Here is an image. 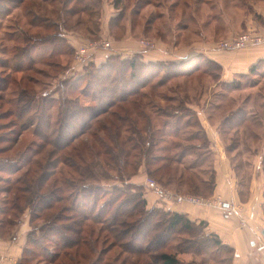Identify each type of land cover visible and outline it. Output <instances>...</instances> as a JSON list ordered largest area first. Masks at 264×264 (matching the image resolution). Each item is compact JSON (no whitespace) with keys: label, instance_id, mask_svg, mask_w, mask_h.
Returning <instances> with one entry per match:
<instances>
[{"label":"trees","instance_id":"obj_1","mask_svg":"<svg viewBox=\"0 0 264 264\" xmlns=\"http://www.w3.org/2000/svg\"><path fill=\"white\" fill-rule=\"evenodd\" d=\"M73 1L63 0L66 16L86 13L102 2L76 0L81 9L67 8ZM24 2L7 1L6 14ZM182 3L175 0L173 8ZM184 6L190 8L189 3ZM120 15L111 21L113 32L119 28ZM36 17L29 29L40 27ZM23 34L25 44L11 40L15 43L12 58L0 60V67L10 71L0 77V111L6 104L12 106L0 112V121H7L0 124V229L10 235L28 212L30 231L19 264L35 262L36 255L39 264H232V248L207 232L204 222L196 224L184 214L149 208L145 187L132 183L144 168L148 177L163 186L174 184L178 192L184 186L191 195L212 196L215 171L212 168L208 178L199 172L204 161L212 158L210 142L197 114L188 107L189 95L180 99L174 91L172 96L158 91L170 80L199 74L220 83L221 66L203 56L145 63L136 54L131 58L112 55L103 64L90 62L75 69L49 61L56 54L74 55L75 49L69 46L65 51L61 46L67 41L65 36L57 38V30L53 35L26 30ZM35 43L53 46L47 66L63 67L66 74L74 70L72 78L60 82L58 91L39 94L40 81L13 77L32 71V66L23 67V61L33 64L29 51ZM200 62L215 65L218 71H202ZM123 67L129 71V81L121 84L125 90H118ZM223 84L240 89L235 81ZM8 91L12 98H7ZM156 99L168 106H160ZM244 118V112L236 110L223 123L238 125ZM190 128L197 132H187ZM27 134L32 139L25 144ZM234 147L229 146V151ZM189 157L192 161L187 164ZM91 226L97 228L87 233ZM116 249L119 252L111 256ZM187 255L189 260L184 258Z\"/></svg>","mask_w":264,"mask_h":264},{"label":"rangeland","instance_id":"obj_2","mask_svg":"<svg viewBox=\"0 0 264 264\" xmlns=\"http://www.w3.org/2000/svg\"><path fill=\"white\" fill-rule=\"evenodd\" d=\"M7 1L9 0H0V60L3 62H7V60L13 56L12 52L15 43L11 40L16 39L17 44H25L23 39V30L29 32L31 31L32 33H41L42 36L53 35L54 31L57 30V33L60 36L57 38L59 39H65L63 36L67 37L70 33H72L73 36L79 34L82 35V42L108 40L112 43H115L116 41L123 39V31L126 27H128L132 28L134 31V37L138 42L140 40H152L157 43L158 49V45L160 44L159 41L165 40L166 42L169 41L167 43L173 42V40L170 41L167 39V35L172 33L173 29H178L177 31L180 32L181 27L185 25H187V27L189 25L193 26L194 23L197 22L196 19L190 18L191 15H197L198 13L199 18L203 16V12H201L202 10L197 12L198 7L196 6V0H182L183 3L178 8H173L175 0H121L118 4V7H115L116 0H101L102 2L100 4H98L99 2H96L97 4L91 6L90 11L69 16H66L62 11L63 0H48V2L44 0H26V2H24L19 9H14L13 12L7 16L6 12L9 10ZM91 1L94 3L96 0ZM256 1L259 0H240L239 5H237V1L234 0H206V4L208 5L206 7L204 6V9L214 6V12H216L215 9H219V3L226 4L227 2V12L231 14V20H229V22L227 21L228 24L225 28L230 29V27H232L231 29L236 31L229 32L226 36L223 35L222 37L217 38V40L213 42L214 46L217 42L230 36L251 31L239 29L238 25L241 18L237 19V15L235 16L234 7H242L244 5L247 6L246 9L248 11V6H250L252 3L255 4ZM185 2L190 4L189 9H186L184 6ZM216 5H218V7ZM66 6L69 9L75 7L81 9V4L77 3L76 0H74L71 4H67ZM110 6H114V11H118V13L115 12V14H121L120 18L118 19L119 28H117L112 33V35H108L103 38L101 30V25L103 22L102 17L105 15L104 13L107 12V9L111 8ZM239 11L244 12L243 10ZM34 14L37 15V24L40 27L32 30L29 29V24L32 22ZM183 16L187 18L183 20ZM43 18H50L51 21L46 23L44 22ZM218 21H221L220 18H214L215 24H219ZM46 26L49 27L48 30H44ZM150 26H152V28L147 30ZM216 27L221 29L220 25ZM110 28L112 30L111 23ZM186 37H190V35H187ZM60 45L61 44L58 46ZM61 46H63L64 50L66 51L69 47V44L66 42V44L63 43ZM30 47H28L30 48L29 55L31 54V57L34 60V62L32 61L34 65L28 60H24L23 67L30 68V66H32V71H25L18 75L13 74L14 78L26 76L28 78H35L36 80L40 81L41 86L36 88L40 94L43 91H58L61 87L60 82H62L64 79L66 80L73 77L74 70L71 68L68 72L69 74H66L65 70L62 69L63 67L56 69V67H49L46 65L53 46L48 45L47 47H44L43 44L35 43ZM53 57L54 58L49 61H52L54 64H60V66L73 65L72 62H74V55L71 57L65 54H62V56L56 54ZM200 63L203 64L200 68L202 71H204L206 68H211L213 71L217 70L215 65L210 67L204 62ZM254 66V72L248 70V72L243 77L240 75H235V83L240 84V89L238 90H233L231 87L228 88V86L223 84L224 81H222V83L221 81L220 83H216V81H212V79L206 75L199 74L192 78L170 80L167 87L159 89L158 92H163L166 96H172L174 95L172 91H174L178 94L180 99H182L185 95H189L190 103L188 104V107L197 114L200 123L203 117L204 119L207 118L217 124L219 123V131L223 136V139L226 141V143H228V146H235L232 152H239L242 155L253 153L255 150L258 152L263 148L264 145V140L261 142L262 144L260 143L261 145L258 143L259 139L264 137V63H257ZM7 69L0 67V77L3 78L8 75V72L10 71ZM126 70V67L119 69L120 72H124V76L121 78V82L118 81L116 83L118 90H125V87H123L121 84H123V82L129 81L128 75H126ZM37 72H42L47 74V76H42L41 74H37ZM76 72L78 73L81 71L78 70ZM127 72L129 73L128 70ZM138 72L140 73L141 69H138ZM178 84H180V88H177ZM111 88L115 89V86ZM146 92H150V89H147ZM54 94L56 97L59 96L58 92ZM6 96L8 99L13 97L9 94V91L6 93ZM155 101L160 106H168L167 102L160 101L159 99H156ZM10 108H12V106L6 104L0 112ZM236 110H241L244 112V120L238 125L237 122L236 124L234 122H230L228 124L223 123L224 119L231 112ZM5 122L7 121L2 120L0 121V124ZM232 123L235 125H232ZM187 132L195 133L197 131L195 128H190L187 129ZM31 139L32 137L27 134L23 141L25 144H27ZM197 144H200V142L197 141ZM23 146L24 145L21 147ZM201 152L202 151H198L197 153L201 154ZM237 159L239 158L237 157ZM190 161H192L190 157L185 159L187 164L190 163ZM212 163V158L209 161H204V166L199 169L201 174L203 172L202 178L209 177L213 168ZM242 166H244V162L240 160L239 168ZM142 170L145 171L144 168ZM114 184L121 186L119 183H109L110 186ZM161 186L172 191L176 195L195 196L209 199V197L191 195V193L188 192V188L184 186L182 189H180V192H178L179 190L176 191L177 189L174 187V184H170L169 186ZM92 228L97 227H87V233ZM0 235H5L3 234V229H0ZM104 246H108V244ZM118 250L119 249H116L111 256H113L116 252L118 253ZM168 251L173 252L171 247L168 248ZM184 258L185 260H189L190 256L187 255ZM35 260L36 261L31 264H39V260H41L39 255H36ZM208 264L213 263L209 262Z\"/></svg>","mask_w":264,"mask_h":264},{"label":"crops","instance_id":"obj_3","mask_svg":"<svg viewBox=\"0 0 264 264\" xmlns=\"http://www.w3.org/2000/svg\"><path fill=\"white\" fill-rule=\"evenodd\" d=\"M196 2L197 12L202 10L203 16L199 18L198 13L197 15L193 14V18L197 20L196 23L193 22V26L185 25L180 28V32L177 31L178 29H173L172 33L167 35L168 40H173L170 42L172 44L165 40L159 41L157 50H144L135 39L132 28L127 27L123 39L113 43L112 49L101 50L95 55L94 60L97 59L95 63L103 64L112 55L131 58L132 55L139 54L145 62H180L203 56L221 66V82L231 83L234 81L235 75L246 74L255 64L264 59V44L240 52L214 50L213 42L217 38L235 31L231 29L232 27L225 28L228 24L227 21L231 20V14L227 12L228 5L219 3V9H215L216 12H214V6L204 9V6L208 5L206 0H196ZM263 2L264 0H259L255 4H250L248 11L247 6L244 5L234 7L235 16L237 15V19L241 18L239 29L255 30L264 37ZM216 6L218 7V5ZM110 7L102 17L103 38L112 35L110 23L118 15L115 14L118 11H114V6ZM214 18H220L219 24H215ZM219 25L221 29L216 27ZM187 35L190 37H186ZM82 38V35L73 36L72 33L66 37L67 43L73 49L81 44ZM47 46L44 45V47ZM201 120L210 142L212 165L215 171L214 190L208 200L213 202L220 198L229 206L237 209V215L227 217L223 210L214 206L178 204L174 199L165 200L147 187L148 177L144 170L132 179V183L145 187V198L149 208H164L184 214L196 224L204 222L207 232L215 234L223 245L232 248V264H264V145L258 152L255 150L253 153L244 155L229 151L228 143L219 131V123L204 119V117ZM263 140L264 137L259 139L258 143L260 144ZM240 160L244 162V166L241 168H239ZM29 231L30 216L26 212L20 224L12 230L10 235H0V264H19L23 257Z\"/></svg>","mask_w":264,"mask_h":264},{"label":"built area","instance_id":"obj_4","mask_svg":"<svg viewBox=\"0 0 264 264\" xmlns=\"http://www.w3.org/2000/svg\"><path fill=\"white\" fill-rule=\"evenodd\" d=\"M140 45L144 50H157V43L152 40H140ZM113 43L108 40L102 41H84L74 51V68L81 69L84 65L95 62V55L101 50L112 49ZM264 44V37L255 30L243 32L230 36L217 42L214 50L225 52H240ZM147 187L152 189L156 194L162 196L165 200L174 199L178 204L189 203L193 205L214 206L224 211L227 217H233L238 214V210L223 202L220 198L212 201L202 197L176 195L172 191L163 188L156 180L147 179ZM264 231V225H263Z\"/></svg>","mask_w":264,"mask_h":264}]
</instances>
